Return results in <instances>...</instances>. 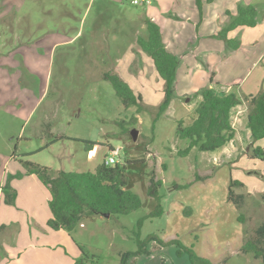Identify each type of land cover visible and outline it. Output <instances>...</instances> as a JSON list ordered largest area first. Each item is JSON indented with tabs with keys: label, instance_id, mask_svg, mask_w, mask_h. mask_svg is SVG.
I'll list each match as a JSON object with an SVG mask.
<instances>
[{
	"label": "rangeland",
	"instance_id": "rangeland-1",
	"mask_svg": "<svg viewBox=\"0 0 264 264\" xmlns=\"http://www.w3.org/2000/svg\"><path fill=\"white\" fill-rule=\"evenodd\" d=\"M147 5L130 0L0 2V42L6 41L0 46V159L14 155L22 164L46 166L51 173L93 171L111 145L121 147L120 162L135 161L129 166L127 187L140 196L142 205L125 215H96L75 228L73 238L90 257L84 264H119L123 252L137 249L136 231L150 252L137 255L132 264H190L186 247L216 264H264L240 251L264 220V160L253 157L251 139L243 133L248 102L237 110L239 115L233 112L238 115V134L229 144L232 149L215 153L193 148L179 156L177 151L188 140L179 139L175 131L178 121L186 125L192 116V96L188 102L177 98L172 108L158 115L161 93L155 94L159 88L149 82L153 97L137 112L135 106H123L103 77L116 56L112 48L109 51L111 39L127 23L134 42L138 14H145ZM260 6L264 7L263 0ZM263 28L255 26L251 35L259 37ZM52 38L67 39L50 47ZM23 51L28 61L34 59L32 66L38 73L28 72ZM13 56L24 66H11L8 61ZM247 65L252 64L244 61L239 68L243 71ZM20 89L26 92L20 94ZM132 116L137 118L135 123ZM132 129L138 131L136 140L130 135ZM84 141L95 143L91 157ZM254 145L264 147V141ZM4 171L5 182L15 181L18 187L25 183L10 180ZM152 172L161 180V213L149 218L156 208L147 195ZM232 180L242 185L231 186ZM229 188L243 194V202L236 205L228 199ZM46 195L49 190L39 183L33 198L45 210L49 209ZM151 235L156 240L148 239Z\"/></svg>",
	"mask_w": 264,
	"mask_h": 264
},
{
	"label": "crops",
	"instance_id": "crops-1",
	"mask_svg": "<svg viewBox=\"0 0 264 264\" xmlns=\"http://www.w3.org/2000/svg\"><path fill=\"white\" fill-rule=\"evenodd\" d=\"M10 1L0 0L2 4ZM259 2L260 0H150L145 14H138L139 22L132 32L134 42L129 38L131 29L127 23L121 25L122 29H118L119 35L111 39L109 51L112 48L116 56L103 73L117 74L134 93L141 95L143 108L148 105L147 101L154 94L149 82L158 86L159 90L155 89V94L161 93L158 101L162 100L163 81L156 75L150 56L143 52L137 43L139 36H146L145 21L149 19L155 22L160 27L166 49L178 59L175 95L163 114L175 105L177 98L188 102L190 96L192 99L189 102L193 100V111L201 98L195 94L203 87L213 88L217 92H234L242 99V103L233 108L230 115L235 130L234 137L213 152L228 151L232 149L229 144L235 141L238 134L235 120L240 113L237 110L247 103L246 96L264 91V28L259 32V37L254 38L251 35L255 26L264 25V7L258 8ZM247 4L255 7L257 16L260 13V18L256 16V25L225 30L238 6ZM10 8H13V4ZM64 39L67 38L50 39V47ZM5 42H0V46ZM23 53L27 56L24 65L28 72L38 73V68L32 66L34 59L28 61L27 51ZM15 57H10L8 63L15 67L24 66L19 64ZM244 61L252 65L244 66L242 71L239 67ZM144 90L147 91V97L144 96ZM20 91V94L26 92L21 89ZM21 99L24 100L25 97L21 96ZM31 100L29 98L30 102ZM234 110L237 111V116L233 114ZM190 122L191 118L186 125ZM244 130L243 133L250 138L246 120ZM90 152L94 153L95 147ZM15 158L13 155L5 161L4 158L0 159V264H76L81 253L73 235L64 230H51L46 226L51 217L50 210L41 209L43 207L33 198L36 186H39V183L44 185L34 174H27L21 160L16 161ZM12 162L14 165L9 168L8 165ZM5 169L12 177L10 180H26L22 187L14 185L15 181H9L11 189L15 191L12 204H6L3 197ZM23 172L25 174L22 176ZM20 174L21 176L14 177ZM49 199L50 194L45 196L46 204Z\"/></svg>",
	"mask_w": 264,
	"mask_h": 264
},
{
	"label": "trees",
	"instance_id": "trees-1",
	"mask_svg": "<svg viewBox=\"0 0 264 264\" xmlns=\"http://www.w3.org/2000/svg\"><path fill=\"white\" fill-rule=\"evenodd\" d=\"M257 11L251 4L238 6L236 14L232 17L225 30H233L238 27H254L256 25ZM146 36H139L137 43L141 50L150 56L156 75L163 81V98L158 106V115L164 113L175 95L177 57L168 51L164 45L160 27L147 19ZM104 79L109 80L115 94L121 100L124 107L135 106L137 112L143 110L141 95L133 90L117 74L105 73ZM200 96L191 116V122L183 125V121L177 122L176 136L179 139H187L188 145L178 150L179 156H186L191 149L196 148L200 152H213L230 142L235 134L231 124L230 115L233 108L242 103V99L234 92H217L213 88L203 87L195 94ZM248 111L246 126L250 131L253 157L264 160V147L255 146V142L264 141V91L255 95L246 96ZM137 118L132 116L131 122ZM85 150L90 151L95 143L84 141ZM135 161L125 160L113 165L106 164L104 159L96 165L93 171H64L58 170L51 173L46 166L31 162H23L27 174H34L40 182L49 190L50 199L48 207L51 217L46 226L51 230H64L72 235L75 228L84 220H93L96 215L108 213L110 216L128 214L142 205L140 196L129 189V166ZM141 162V161H139ZM230 185H242L237 180H232ZM161 180L155 178L154 172L149 177L147 195L153 199L156 208L146 217H153L161 213L160 195L158 188ZM177 188L186 185H174ZM6 204L14 202L15 191L11 189L9 181L2 187ZM228 199L239 205L244 200L243 194H235L229 188ZM144 218L139 219L140 226ZM137 249L125 251L120 255L119 264H132L139 254H149L145 241L140 240L139 232H135ZM151 235L150 240H156ZM159 242L164 243L159 240ZM179 245L180 243L176 242ZM81 257L76 264L89 262L84 246L75 242ZM183 251V250H182ZM190 264H214L208 258L198 255L194 250L186 247ZM242 253H250L255 259L264 263V220L253 230L252 235L246 239L240 247ZM181 251L177 250V253ZM160 264H164L162 261Z\"/></svg>",
	"mask_w": 264,
	"mask_h": 264
},
{
	"label": "built area",
	"instance_id": "built-area-1",
	"mask_svg": "<svg viewBox=\"0 0 264 264\" xmlns=\"http://www.w3.org/2000/svg\"><path fill=\"white\" fill-rule=\"evenodd\" d=\"M132 2V4H140V3H149L150 0H130ZM120 152H121V147H113V146H110L108 148V155L105 156L104 158V162L106 164H110V165H113L117 162H120V158H119V155H120ZM89 156L91 155V152L88 153ZM91 157V156H90Z\"/></svg>",
	"mask_w": 264,
	"mask_h": 264
},
{
	"label": "water",
	"instance_id": "water-1",
	"mask_svg": "<svg viewBox=\"0 0 264 264\" xmlns=\"http://www.w3.org/2000/svg\"><path fill=\"white\" fill-rule=\"evenodd\" d=\"M131 137L136 140L137 139V135H138V131L136 129H132L130 132ZM103 216L105 217H109L110 215L108 213L103 214Z\"/></svg>",
	"mask_w": 264,
	"mask_h": 264
}]
</instances>
